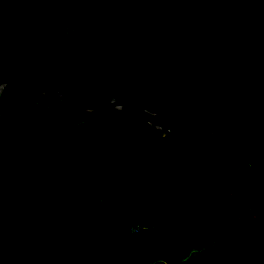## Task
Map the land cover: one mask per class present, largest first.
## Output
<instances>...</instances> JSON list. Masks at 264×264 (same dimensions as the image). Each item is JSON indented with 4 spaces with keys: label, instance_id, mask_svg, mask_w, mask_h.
Segmentation results:
<instances>
[{
    "label": "trees",
    "instance_id": "obj_1",
    "mask_svg": "<svg viewBox=\"0 0 264 264\" xmlns=\"http://www.w3.org/2000/svg\"><path fill=\"white\" fill-rule=\"evenodd\" d=\"M9 75L74 80L75 99L157 111L187 138L264 135V0H0ZM57 100L0 95V264H264V234L233 248L236 218L228 240L207 232L218 221L176 226L228 195L263 199L264 139L185 141Z\"/></svg>",
    "mask_w": 264,
    "mask_h": 264
},
{
    "label": "water",
    "instance_id": "obj_2",
    "mask_svg": "<svg viewBox=\"0 0 264 264\" xmlns=\"http://www.w3.org/2000/svg\"><path fill=\"white\" fill-rule=\"evenodd\" d=\"M12 83H20V84H26L32 87H35L41 91L43 95H47V93H52L58 97L57 102L64 103L68 106L74 107L76 109L82 110V111H96L101 108L105 107H112V108H118L125 111H130L135 114H139L142 116L150 125L155 127L157 130H159L162 133L174 135L182 140L185 141H192V142H202L207 140H212L216 137H218L221 133L229 130H234L243 135L246 138L251 139H264V135L255 136L251 135L249 133H246L245 131L238 130L234 126H226L216 132H212L203 139H194V138H187L180 136L171 121L167 118V116L163 115L162 113H159L157 111L149 110L144 107H134L116 97L112 98H103L99 101H79L74 98L73 94L74 91L77 88L76 82H73L66 85L64 88L57 87L55 85L40 82L33 79H27L25 77L19 76V75H9L0 78V95L4 91V88ZM61 94L63 98L61 97ZM163 122H167L168 126H165Z\"/></svg>",
    "mask_w": 264,
    "mask_h": 264
},
{
    "label": "rangeland",
    "instance_id": "obj_3",
    "mask_svg": "<svg viewBox=\"0 0 264 264\" xmlns=\"http://www.w3.org/2000/svg\"><path fill=\"white\" fill-rule=\"evenodd\" d=\"M228 196L229 201L223 203L220 207L219 205L214 206L210 209H206V211H203L204 213L199 211L194 215V220L192 221H178L176 223L177 228L181 230H187L190 228L193 229L198 222L201 223L210 219L218 221V223H210L207 227V232L218 239L228 240L232 237V235L228 233L231 229V225L233 224L231 219L236 218L239 221V227L235 236L240 237L244 235V237L233 243V248L238 247L244 241L247 242L253 238L263 235L264 198H250L244 194ZM215 228L219 229V231L215 230ZM260 247L263 248V246Z\"/></svg>",
    "mask_w": 264,
    "mask_h": 264
},
{
    "label": "bare ground",
    "instance_id": "obj_4",
    "mask_svg": "<svg viewBox=\"0 0 264 264\" xmlns=\"http://www.w3.org/2000/svg\"><path fill=\"white\" fill-rule=\"evenodd\" d=\"M61 97L63 98L62 94H61Z\"/></svg>",
    "mask_w": 264,
    "mask_h": 264
},
{
    "label": "built area",
    "instance_id": "obj_5",
    "mask_svg": "<svg viewBox=\"0 0 264 264\" xmlns=\"http://www.w3.org/2000/svg\"><path fill=\"white\" fill-rule=\"evenodd\" d=\"M137 230V229H136Z\"/></svg>",
    "mask_w": 264,
    "mask_h": 264
}]
</instances>
